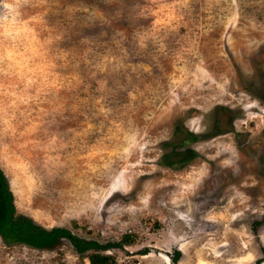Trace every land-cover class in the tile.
<instances>
[{"label":"rangeland","instance_id":"1","mask_svg":"<svg viewBox=\"0 0 264 264\" xmlns=\"http://www.w3.org/2000/svg\"><path fill=\"white\" fill-rule=\"evenodd\" d=\"M0 167L19 215L131 235L118 264H264V0H0Z\"/></svg>","mask_w":264,"mask_h":264},{"label":"trees","instance_id":"2","mask_svg":"<svg viewBox=\"0 0 264 264\" xmlns=\"http://www.w3.org/2000/svg\"><path fill=\"white\" fill-rule=\"evenodd\" d=\"M186 139L197 141L199 136L187 133ZM181 156H184L182 164H187L197 158L198 154L192 149H187ZM0 237L8 245L21 244L40 251H53L66 240L71 243L80 255H84L92 249L94 250L87 255L89 264H118L115 257L105 252L112 249H122L125 246L128 247L134 244L132 236L127 234L123 236L120 242H110L100 245L95 241H87L74 235L68 228L54 227L48 229L27 216L19 215L9 181L1 167ZM179 255V252H177V257L173 258L174 262L178 260Z\"/></svg>","mask_w":264,"mask_h":264}]
</instances>
